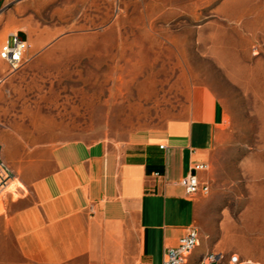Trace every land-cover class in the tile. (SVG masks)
<instances>
[{"label":"rangeland","instance_id":"obj_1","mask_svg":"<svg viewBox=\"0 0 264 264\" xmlns=\"http://www.w3.org/2000/svg\"><path fill=\"white\" fill-rule=\"evenodd\" d=\"M17 33L24 61L0 59V151L15 175L0 235L11 201L60 148L120 151L187 117L208 90L226 116L196 225L222 253L204 260L264 264V0H0V50ZM11 259L0 251V264Z\"/></svg>","mask_w":264,"mask_h":264},{"label":"crops","instance_id":"obj_2","mask_svg":"<svg viewBox=\"0 0 264 264\" xmlns=\"http://www.w3.org/2000/svg\"><path fill=\"white\" fill-rule=\"evenodd\" d=\"M225 116L220 100L199 90L187 117L120 151L60 148L53 169L26 182L30 192L9 204L0 251L13 264H161L164 251L194 226L199 244L187 264H206V255L222 253L204 247L196 226L206 194L190 198L180 181L201 166L196 175L209 185Z\"/></svg>","mask_w":264,"mask_h":264},{"label":"built area","instance_id":"obj_3","mask_svg":"<svg viewBox=\"0 0 264 264\" xmlns=\"http://www.w3.org/2000/svg\"><path fill=\"white\" fill-rule=\"evenodd\" d=\"M28 40L22 34H13L1 47L0 59L9 64L13 69L18 68L24 61L27 50L29 49ZM164 148V145L160 146ZM203 169L197 166L193 173L181 179L180 184L185 189L190 198H195L200 194L209 192V185L201 183L196 171ZM14 171L5 161L0 151V194L6 190L14 180ZM199 244V232L194 226L188 228L187 232L179 239L174 247L167 248L163 253L161 264H187L191 254ZM213 258V257H211ZM229 264H240V258L234 254L229 260Z\"/></svg>","mask_w":264,"mask_h":264}]
</instances>
